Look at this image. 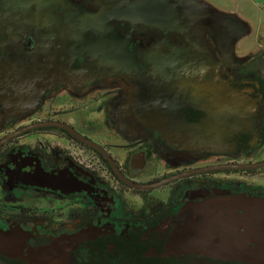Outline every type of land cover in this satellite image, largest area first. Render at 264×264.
Instances as JSON below:
<instances>
[{
	"label": "flooded vegetation",
	"instance_id": "obj_1",
	"mask_svg": "<svg viewBox=\"0 0 264 264\" xmlns=\"http://www.w3.org/2000/svg\"><path fill=\"white\" fill-rule=\"evenodd\" d=\"M205 1L149 20L126 0H0V231H23V256L89 229L65 264L125 263L131 248L139 264H251L166 255L163 221L189 189L264 196L242 183L264 167L132 184L264 159V43L244 47ZM180 118L224 144L190 143Z\"/></svg>",
	"mask_w": 264,
	"mask_h": 264
},
{
	"label": "water",
	"instance_id": "obj_2",
	"mask_svg": "<svg viewBox=\"0 0 264 264\" xmlns=\"http://www.w3.org/2000/svg\"><path fill=\"white\" fill-rule=\"evenodd\" d=\"M202 3L207 11L213 8L205 0H126L129 16L143 17L149 20H180V7L185 3ZM222 18L233 20L237 30L236 40L249 31L248 24L237 14L215 9ZM178 116V115H177ZM179 117V116H178ZM187 132V140L194 145L205 143L224 144V137L211 133H202L200 123H187L182 118L178 121ZM219 132V131H218ZM93 143V142H91ZM94 144V143H93ZM264 167V159L244 163H229L200 168L173 175L154 184H135L139 187L158 186L184 175L213 169H258ZM208 189H189L185 200L175 211L166 217L163 226H171L166 255L201 254L218 258L232 259L251 264H264V196L251 193H231L223 190L221 196L208 197ZM21 229L0 231L6 237L5 247L1 251L11 258H25L32 264H65L70 250L90 238V230L63 234L51 244L30 249L28 256H23L25 238ZM22 235L21 243L19 236ZM15 250L20 255L8 253Z\"/></svg>",
	"mask_w": 264,
	"mask_h": 264
},
{
	"label": "rangeland",
	"instance_id": "obj_3",
	"mask_svg": "<svg viewBox=\"0 0 264 264\" xmlns=\"http://www.w3.org/2000/svg\"><path fill=\"white\" fill-rule=\"evenodd\" d=\"M209 1H212L218 9L223 10V11L231 10L233 8L232 4L228 2L227 0H209ZM255 2L257 3L256 5L258 6L260 5L264 7V0H255ZM258 10L259 9H250L248 7L245 8V5L243 4L242 6H240V9H237L236 11L239 14L246 13V14H249L250 16L255 15L257 18V16H259V13H260L258 12ZM263 16H264V13H263ZM243 20L249 26V31L243 38L244 47H247L248 45L252 44V45H255L254 49L260 48L261 43L262 42L264 43V20H256V19L255 20L243 19ZM261 156L262 154H259L257 157H261ZM242 183H243V187H246V188L262 186L264 185V175H256L252 177L247 176L246 178L243 179ZM172 196L174 198L176 194L175 195L173 194Z\"/></svg>",
	"mask_w": 264,
	"mask_h": 264
},
{
	"label": "crops",
	"instance_id": "obj_4",
	"mask_svg": "<svg viewBox=\"0 0 264 264\" xmlns=\"http://www.w3.org/2000/svg\"><path fill=\"white\" fill-rule=\"evenodd\" d=\"M228 2H230L233 6V8L231 10H225V12H229V13H235L237 14L238 12L236 11L237 9H240V6H242L243 4L245 5V8L248 7L250 9H259L258 12L259 13V16H256L255 15H252L250 16L249 14H246V13H241L239 14L242 19H246V20H264V16H263V13H264V7L262 6H258L256 5L257 3L255 2V0H227ZM237 14V15H238ZM238 15V16H239ZM255 45H248L247 46V49L251 48V47H254Z\"/></svg>",
	"mask_w": 264,
	"mask_h": 264
},
{
	"label": "trees",
	"instance_id": "obj_5",
	"mask_svg": "<svg viewBox=\"0 0 264 264\" xmlns=\"http://www.w3.org/2000/svg\"><path fill=\"white\" fill-rule=\"evenodd\" d=\"M176 205H177L176 202L165 203L161 207H159L156 211L159 214L161 211L163 212L166 209L167 210H169V209L171 210ZM156 215H157V213H156ZM133 250L134 249L131 248L129 251H126V252H128V254H130V257L128 256L129 258L127 259V261L125 263H123V262L118 263V261L117 262L110 261L107 264H139L137 262V259H135L136 256H135V253H133ZM0 264H26V263L24 261H22V260H19V259H12V258H7V257H4V256H0Z\"/></svg>",
	"mask_w": 264,
	"mask_h": 264
}]
</instances>
